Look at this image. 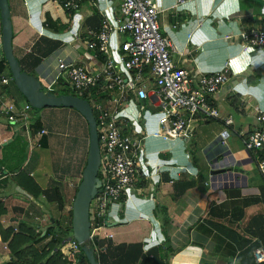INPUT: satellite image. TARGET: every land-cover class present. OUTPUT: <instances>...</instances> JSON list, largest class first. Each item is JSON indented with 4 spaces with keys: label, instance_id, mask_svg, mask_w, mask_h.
I'll return each instance as SVG.
<instances>
[{
    "label": "crops",
    "instance_id": "0c3cea01",
    "mask_svg": "<svg viewBox=\"0 0 264 264\" xmlns=\"http://www.w3.org/2000/svg\"><path fill=\"white\" fill-rule=\"evenodd\" d=\"M62 1L9 0L13 51L22 70L48 87L59 86V92L69 84L64 75L50 84L57 73L55 58L64 56L90 70L102 68L103 58L87 48L89 32L101 28L104 13L117 15L121 5V0H90L69 15ZM155 1L162 33L172 43V60L179 68L197 77L230 66V81L209 100L223 118L232 117L233 125L201 118L188 141L167 142L155 137L160 112L155 97L144 103L146 117L141 116L142 104L132 98L123 114L127 130L140 125L146 137L142 170L147 176L122 211L117 213L113 207L112 220L101 235L103 250L109 252L99 263L264 264L255 256L257 250L264 251V181L244 144V136L256 127L255 109L264 108V50H245L239 39L243 28H264V0H189L183 5H177V0ZM1 40L0 11V48ZM121 41V36H113L112 48L117 50ZM0 51L1 60L4 53ZM225 131L231 136L224 142ZM37 133L34 129L29 143L25 134L0 120V155L4 145H22V134L38 155L20 170L29 172L43 191L61 186L64 211L45 195L34 198L12 180L18 171L17 158L9 148L12 155L0 166L6 174L0 172V201L7 209L1 224L18 232L25 223L44 236L55 220L69 214L85 168L83 153L87 156L89 148L83 137L72 143L71 160L78 166L72 179L65 181L55 170L42 176L48 155L36 149L48 150L50 142L47 135ZM65 137H71L69 131ZM220 170L224 173L215 174ZM6 180L9 183L1 184ZM50 240L38 247L42 249ZM10 259L8 243L0 242V264Z\"/></svg>",
    "mask_w": 264,
    "mask_h": 264
},
{
    "label": "built area",
    "instance_id": "2783aa9c",
    "mask_svg": "<svg viewBox=\"0 0 264 264\" xmlns=\"http://www.w3.org/2000/svg\"><path fill=\"white\" fill-rule=\"evenodd\" d=\"M87 1L90 0H63L61 5L72 15ZM187 1L177 0V5ZM160 13L155 0H121L119 13L113 16L104 13L101 28L89 32L87 48L103 58L102 68L90 70L60 55L54 60L57 73L50 84L64 75L73 92L86 97L97 122L102 186L101 193L91 202L90 222L91 228L95 225L100 229V235L110 222L113 207L117 213L122 211L147 176L142 170L146 137L140 125L128 131L123 114L133 97L142 104V111L145 101L155 97L160 110L155 137L167 142L188 141L194 124L201 118L220 120L226 127L233 125L232 117L223 118L209 100L230 81V66L226 64L216 73L197 77L179 68L172 60V43L162 33ZM115 35L122 37L117 50L112 48ZM239 39L245 50H264V28H243ZM12 81L8 73H0V120L21 131L31 143L37 121L34 109L29 103L19 104L9 96L7 88ZM255 112L256 127L244 136V144L264 181V108H256ZM141 120L139 117L136 123ZM37 134L44 137L48 132L43 129ZM230 136L225 131L221 138L225 142ZM80 248L73 239L62 250L63 253L67 250L64 253L67 256ZM255 256L258 263L264 262L263 250H257Z\"/></svg>",
    "mask_w": 264,
    "mask_h": 264
},
{
    "label": "water",
    "instance_id": "95a60500",
    "mask_svg": "<svg viewBox=\"0 0 264 264\" xmlns=\"http://www.w3.org/2000/svg\"><path fill=\"white\" fill-rule=\"evenodd\" d=\"M0 11L2 20V50L9 64L13 80L26 101L34 110L44 108L73 109L80 113L88 124L89 151L87 163L83 170L82 181L72 204L73 234L65 242L73 239L76 240L81 245L89 264H99L95 257V251L89 245L92 241L90 222L91 202L98 193H101L102 186L101 179L99 178L101 163L99 136L93 110L85 99L74 95H56L51 91L45 92L42 83L36 77L22 71L13 51V23L9 0H0ZM215 172V174H221L224 173V170Z\"/></svg>",
    "mask_w": 264,
    "mask_h": 264
},
{
    "label": "trees",
    "instance_id": "16d2710c",
    "mask_svg": "<svg viewBox=\"0 0 264 264\" xmlns=\"http://www.w3.org/2000/svg\"><path fill=\"white\" fill-rule=\"evenodd\" d=\"M22 71L24 72V70ZM6 72L12 77L9 64L5 56L3 55L0 60V73ZM12 83H15L14 80L11 82V84ZM11 84L9 85V87L11 86ZM9 87L7 88L8 92ZM72 92L70 90L64 89L61 92L53 93H55L56 95H75L73 94L74 92ZM24 102L28 103L26 99L24 100ZM39 126L40 123L37 120L35 124L36 132H39ZM87 156L84 167L87 163ZM21 166L22 164H15V170L18 171L13 172L14 178L11 179L34 198H39L40 196L45 195L48 201L50 200L51 204L58 206L57 208L59 211H64L65 204L62 199L61 190L58 187H55L49 191H43L40 185L34 180V178L30 176L29 172L20 170ZM0 172L1 176L6 175L4 168H2ZM7 183H9V180L1 182V184ZM78 187L75 190L74 198L77 193ZM6 214L7 209L4 203L0 201V242L8 243V247L11 251V259L6 264H89L86 256L83 253L82 247L77 252H72L67 256L64 255V253L60 250L62 244L66 241V239H68L73 234L72 209L69 211V214L65 217L64 220H55L54 223L47 229V232L44 236L37 235L36 231L30 225L25 223H21L19 225L18 232H16L14 228L4 229L3 225L1 224V218ZM94 226H92L91 228L92 241L89 243V245L91 249L95 251V257L97 261L101 262V260L103 261L105 256L107 257L109 249L103 250L104 246H102L101 242V231L99 228L97 229ZM48 238H51V240L47 243V245L40 249L38 245ZM58 248L59 250H57Z\"/></svg>",
    "mask_w": 264,
    "mask_h": 264
},
{
    "label": "rangeland",
    "instance_id": "374dc122",
    "mask_svg": "<svg viewBox=\"0 0 264 264\" xmlns=\"http://www.w3.org/2000/svg\"><path fill=\"white\" fill-rule=\"evenodd\" d=\"M0 50H2V47L0 48ZM42 86L44 87L43 89L46 92H59V86L48 87L45 83H42ZM66 89L72 92L71 87L66 86ZM8 94L15 102L19 104H22V101L25 100L15 83H12L9 87ZM144 113L145 110L142 111L141 116L146 117L147 114ZM33 116L39 121L40 125L47 130V139L50 142V148L48 150L44 148H35L36 150L43 151L46 155H48L46 156V161L44 162L46 170L43 171L41 175H53L52 171L55 170L58 174L57 176L65 178V181H68L67 177H70V179H72L74 176V171L78 169V166H75L71 160L73 157V149L71 147L72 143H79L81 141L79 138L83 137L84 144L89 148V132L84 117L77 111L69 108H44L42 110H34ZM68 131L71 137L66 139L65 136ZM22 137L23 135L21 134L20 141L24 143L20 146H18L17 143L13 147V143L3 146V152L0 155V166L1 164L5 163V161H8L10 155H12V151H9V148L13 149V153L15 154L14 157L17 158L15 163L16 165H23L25 162H27V160H29L30 162L32 161V159L34 160L36 158L38 152H32L34 145L28 146L27 142L22 139ZM14 141L17 142V140ZM149 141H147V143ZM83 161L84 163L86 162V152L83 153ZM8 170L13 171L14 169H11L9 167ZM68 174H70V176H68ZM46 179L49 180L48 177ZM62 180L60 181L62 182ZM53 183L56 184L57 182ZM59 187V189L61 190V186ZM65 187H67V184ZM110 218L112 220V216ZM68 243L70 242H67L66 245H68ZM66 248L69 249V246ZM66 251L67 250H64V253Z\"/></svg>",
    "mask_w": 264,
    "mask_h": 264
},
{
    "label": "clouds",
    "instance_id": "9594fccd",
    "mask_svg": "<svg viewBox=\"0 0 264 264\" xmlns=\"http://www.w3.org/2000/svg\"><path fill=\"white\" fill-rule=\"evenodd\" d=\"M68 84H69V82H68ZM69 87H70V85H69ZM43 88H44V87H43ZM71 90H72V89H71ZM44 91H45V90H44ZM72 91H73V90H72ZM45 92H46V91H45ZM51 92H52V91H51ZM74 94H75V93H74ZM74 96L79 97V96L76 95V94H75ZM79 98H81V97H79ZM82 99H85V98H82ZM85 100H86V99H85ZM88 103H89V102H88ZM79 185H80V184H79ZM73 201H74V200H73ZM71 209H72V208H71ZM108 224H109V222H108ZM108 224H107V226H108ZM68 242H70V241H68ZM66 243H67V242H64V243L62 244V246H61V249H60V250H61L62 252H63V250H62V249H63V246H64V244H66Z\"/></svg>",
    "mask_w": 264,
    "mask_h": 264
}]
</instances>
